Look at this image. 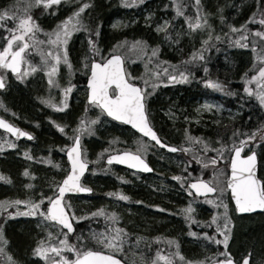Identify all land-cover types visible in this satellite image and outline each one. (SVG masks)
<instances>
[{"label": "rangeland", "instance_id": "374dc122", "mask_svg": "<svg viewBox=\"0 0 264 264\" xmlns=\"http://www.w3.org/2000/svg\"><path fill=\"white\" fill-rule=\"evenodd\" d=\"M40 1H43V3L39 4ZM46 1L25 0L23 5L25 9L33 10L39 5L44 6ZM152 1L110 0L111 8L117 7L127 10L126 14L112 18L109 26L110 32H124L131 29L138 22H141L144 27L155 24L154 15L150 11L152 8L150 10L144 9L142 12L139 11L140 8H144L148 2ZM166 1L167 8L170 7L168 10L172 12V15L168 16L167 13L161 15L158 25L154 28V32L158 36L162 35L161 40H163L161 43L158 42L157 47L133 39H127L115 45L103 46L100 43L101 23L94 24L91 19L95 9L91 0H66L58 6L47 9L46 17L51 18V20H58L56 23L52 22V28L42 26L39 19H34L26 24L21 23L20 27L15 26L17 22H14L7 15L0 19V51L13 39L17 40L15 47L22 45L21 41L23 39L28 42L24 59V71L22 77L20 76V81L34 87L37 92L35 94L37 100L34 101L37 104H47L51 115L43 118L42 123L50 127L49 122L52 123L54 114L57 132L60 133L62 138V143H56L60 146H57L53 156V145L50 144L47 150L40 152L39 149H36L40 153L34 154L32 150H26L21 155V159H13V161L23 162V167L19 168V172L22 174H20L21 178L28 180L26 186H20V184L13 186L9 176L0 171V186H6L13 192V197L0 198V253L3 254V260L0 259V264H22L16 262L6 249L10 244L4 233L9 217L14 219L19 216L31 215L26 210L28 201L24 199V202H21L18 191L37 194L41 197L40 202L35 207L36 210L40 208L41 204L46 206L57 187L55 177L61 173V166L57 163V160L71 145L72 139L77 136L81 138L83 157L85 161L93 164L94 170L91 172L93 175L97 173L115 174V168L104 166L105 170L103 171V166L101 167L100 163L106 155L123 148L122 143L118 138L109 139L107 137L109 130H105L104 127L109 124L105 123L107 121L100 111L89 107L86 102L87 90L83 78L86 79L89 75L92 61L103 62L112 54L121 55L125 61L128 79L132 82L141 83L140 86L143 88L142 91L146 100H150L161 85L170 87L185 84L187 78L184 74L189 70V66H193L192 73H196V66L201 67L198 74L199 78L206 74H212V69L201 66V63L211 53V50L222 49V45L233 49L234 47L247 48L246 44L251 46L262 43L258 49L254 46L251 47L254 59L258 61L252 62V83H254V77L261 72L260 69L264 68V0H239L252 6V14L246 18V21H240V26H235L234 19H232L238 13H227V9L215 12V8L212 7L207 9L205 3L208 0ZM210 1L212 3L213 0ZM225 12L230 16L229 19L226 17ZM46 24L49 25L48 22ZM6 29L14 31V34L7 35L5 32L2 34V31ZM231 38H235L232 48L229 45ZM164 39L167 41L170 39L172 44L178 45L182 43V40H186V45L191 46L193 52L184 62L172 63L165 60L161 57V49L167 46ZM74 41H77L79 52L73 58V54L70 53L69 49ZM167 51L170 53V50ZM261 73H264V71ZM0 75L6 82H9L8 74L0 72ZM245 88H247L246 84ZM252 89L254 98L260 95L257 102H259V107L264 114V86L261 91H258L256 84L252 85ZM111 93H114V91L112 90ZM67 106H71L77 114L72 113L70 110L67 112ZM192 107V114L184 115L183 120L190 125L200 127L202 132H206L207 129L205 130V127L200 125L201 123L217 126L224 124L219 134L212 135L211 141L190 137L186 139L187 143L190 144V149L187 156H185L186 154L183 155L187 161L183 162L182 172L189 170L191 177L206 179L218 191L217 195L211 199L197 201L192 197L193 200L183 204L184 208L181 211L187 224L189 226L194 225L195 230H201L203 226L211 229V232L205 235L199 233L197 235V231H195L194 239L189 242L191 245L198 244L199 247H194L200 248L199 254L202 257L194 261L185 258L180 245L181 241L187 238L186 235H183L181 239L179 236L164 239L154 235L148 238V236L132 234L134 236L132 243L127 238L130 234L125 233L118 227H113L112 231L110 229L104 231V234L99 233L96 229L93 231L84 229L85 232L81 234V239H78L82 250H84L83 246L100 248V250L110 254L122 256L121 258L129 264H156L160 263V259L165 264H207L213 259L226 258L228 254L233 255L230 237L234 222L235 224L238 223V217L225 187L228 161L233 149L237 147L235 144L239 143L237 137L241 138V141L249 142L254 148H258L259 143L264 141V123L263 127H260L257 122L249 125V127L253 126V129L256 130L254 135H250L247 134L248 131H245L246 128L243 129L244 125L236 122V119H239L242 115L241 108L237 110L230 109L215 100L206 98L198 99ZM0 112L11 116L10 110L1 97ZM36 112L40 117L38 109ZM180 115L178 111L171 110L167 113V118L175 122L177 118L181 117ZM252 117L251 115L246 121L252 119ZM22 124L31 129L38 128V131L41 130V123L38 121L29 123L24 120ZM224 128L225 132L223 134L222 130ZM237 128L239 130L236 131ZM241 129L242 131H240ZM102 133L107 145L100 151L97 150L94 157L91 158L88 155L85 139H99ZM201 135H205V133ZM180 141L181 146L179 147L182 150H187V145H182V140ZM123 144L126 143L123 142ZM127 145L130 148L129 151L138 153L145 158L149 154L160 156L158 153L148 150L147 143L127 140ZM19 147L15 143H11L7 135L0 134V157H3L8 150L19 149ZM34 147L36 148V145ZM197 149L201 152L197 153ZM7 157L11 158V156ZM183 157L180 159L164 158L162 162L157 163V166L178 167L184 160ZM24 160L26 161L24 162ZM40 169L49 172L50 178L53 180L45 187L44 195L37 193L38 185L32 175L33 173L35 177L37 174L34 171ZM262 179L264 180V178ZM124 200L127 201V199ZM84 202L83 200L79 204ZM65 205L75 223L80 224L85 220V216L71 207L69 200L65 201ZM37 224L43 230H51V232L47 233V237L38 241L37 245L32 248L31 258L37 260L40 264H68L78 257L80 254L78 247L80 245L68 240L60 228H51L48 223L39 219ZM217 235L219 239L212 240ZM201 237L206 240L199 241ZM57 238L59 244H52ZM166 246H169L171 250L167 251ZM9 250L11 251V249ZM65 251L67 252L66 255L64 254ZM191 252L194 253L196 250L193 249ZM70 254H72V258Z\"/></svg>", "mask_w": 264, "mask_h": 264}, {"label": "trees", "instance_id": "16d2710c", "mask_svg": "<svg viewBox=\"0 0 264 264\" xmlns=\"http://www.w3.org/2000/svg\"><path fill=\"white\" fill-rule=\"evenodd\" d=\"M22 2L23 0H0V19H2L4 15H7L8 17L12 18L14 22H17L15 26L20 27L21 23L26 24L30 21H33L34 19L42 18L40 21L42 26H45V28H52V24L58 21L56 19L51 20V18L46 17L45 6H40L33 10H27L21 4ZM94 3L95 9L91 19L94 24L101 23L102 35L100 43L103 46H107L109 44L115 45L121 41L133 39L147 43L149 46L157 47L158 42L161 43L163 40H161L162 35L158 36L154 32V28L158 25L161 15H164L165 13H167L168 16L172 15V12L168 10L170 7L168 6L169 8H167L166 0H153L152 2H148L144 8H140L139 11L142 12L144 9L150 10L152 8L150 11L154 15L153 19L156 22L155 24L144 27L141 22H138L131 29L124 32H110L109 26L112 22V18L116 17L117 15L126 14L127 10L118 8L119 12H117L116 8H111L112 4L110 0H94ZM205 5L207 9H211L210 7L215 8V12L222 9H227V13H238L236 17L232 18L234 19L233 23L235 26H240V21H246V18L252 14L251 4H246L240 2L239 0H213L212 3L210 0H208ZM227 13L226 17L229 19L230 16H228ZM46 22H48V24L50 22L51 23L47 25ZM4 32L7 35L14 34V31H11L10 29L3 30L2 34ZM234 40L235 38H231L232 42ZM165 41L167 42V46L163 47V50L161 49V57L165 60L171 61L172 63L184 62L193 52V48L189 45H186V40H182L180 45L172 44V40L170 39ZM221 47L225 48L227 46L222 45ZM69 50L70 53L73 54L74 58L77 52H79L77 41L72 43ZM167 50H170V53ZM232 57V60L226 64L225 70H219L218 68L212 69V74L204 76L203 81H213V79L216 78L218 74L228 78L234 77L233 79L225 80L226 83H233L232 86L236 88L235 91L237 93H244V85L238 88V84L240 82L239 74L242 69L243 56L237 55ZM192 67L189 66V70H187L184 74V76L187 78V82L185 84H179L170 87L159 86L155 95L150 99L153 100L150 106L153 110V116L156 119V127L159 128L162 137L170 144H173L177 147L181 146L180 140H182V145H187V150L181 151L179 155L171 156L172 159H180L184 154L187 156L190 149V144L187 143L186 139L189 137L202 138L204 140L211 141L210 138H212V135L219 134L221 132L220 129L224 125L221 124L220 126H217L210 125L209 123H201L200 125L205 127V130L207 129L205 135H201L204 132L199 129L200 127H196L195 125H190L187 122H184L183 116L192 114V105L202 97L200 85L202 79L198 77L201 67L196 66V73H192ZM135 83L141 85L140 82ZM36 93V90L31 85H26L24 83L18 84L14 83V81L11 82L4 92L0 93V97L4 101L5 105L14 114V116H11L13 122L19 124L20 126H23L22 121L24 120L29 123L36 121L41 122V119L36 112L37 104L34 101L37 100L35 97ZM243 96L244 95L241 94L240 97L243 98ZM234 107L243 108L246 110V114L241 116L239 119H236V122L244 125L243 129L246 128L245 131H248L247 134L254 135L256 130L253 129V126L249 127V125H251L253 122H257L260 127H263L264 114L261 112V109L255 100H236ZM171 110L178 111L181 114V117L177 118L175 122L167 118V113L171 112ZM72 111L73 113L75 112V110ZM75 113L77 114V112ZM1 115L4 114L1 113ZM251 115L253 116L252 119L246 121ZM41 124V130L38 133V140L36 142V146L38 147L39 144H41V147L38 148L40 152L47 150V147L50 144L54 145L60 140L59 136L55 131H53L52 128L46 126L42 122ZM238 128L236 131L239 130ZM240 131H242V129ZM224 132L225 128L222 130L223 134ZM109 135H116V133L112 134L109 132ZM100 139L101 140H93L89 142L90 145L93 146L94 150H99L105 145L102 138ZM237 140L238 142H241L242 139L237 137ZM55 147L56 145H54L52 149H55ZM197 150V153L201 152L199 149ZM52 152L55 153V150ZM94 153L93 150H91L90 155H95ZM13 159L15 158H5V161L2 164V169L4 172H7L9 175H11L14 182L17 184L20 173L19 168H21L23 162L13 161ZM183 159L185 160L184 157ZM184 160L180 166L169 168L170 175L168 171L164 169V166L159 167L161 180L159 183H155V193H151L148 188L141 190L136 189V192H134L132 187L125 190L124 193H126L127 196H134H128V205H123L121 203V197L119 196V194L123 193L124 186L119 184L116 185L109 180H103L102 175L98 176V178H94L90 175L86 179L85 183L93 189V194L87 197H77L71 199L72 208L75 209L76 212L86 217L82 223L77 224V232L75 236L73 238H69V240H72L77 245H80V247H78L80 254L86 249L83 245L82 246L84 247V250L81 249V243L78 240L81 239V234L85 232V230L82 229V227L85 225H92L98 232L108 231L109 229L112 231L111 228L113 227L121 228L123 231H125V233L130 234V236L127 237L129 239L128 241L134 240V236L132 234H144V236H148V238L152 237L153 235L155 237H158L159 235H165L167 238H175L179 236L181 239L185 234L182 232L181 228V222L185 218L184 214H181V211L183 210L181 206L186 203L187 200L191 199L186 187V183L192 179L189 174V170L182 172V168L184 166L183 162L187 161ZM57 161L61 166V176L62 173L66 171L67 165L62 155H60V158ZM191 161L193 162V160ZM260 169V176L264 178V148L260 153ZM169 177L170 183L167 184ZM38 178L39 181L37 182V185H42L44 188L50 184V181L53 182V180L48 174L46 175V173L39 174ZM58 178L60 180L62 176ZM3 194H5V192L0 190V196ZM115 196L118 203H110V205L113 207H109L110 211L106 213L102 210L103 206H105V203L100 204V200L103 202L106 197ZM82 200L85 202L79 204V202ZM137 200L141 201V204L144 206L137 207L134 205V202L136 203ZM159 204H163L166 207L165 211L170 212L168 215L169 217L167 214L165 215L159 214L158 212H152L151 209L159 206ZM116 219L119 220V224L114 223ZM32 239L33 237L31 235L30 228L27 225L21 226L18 232H15L14 229L12 230V247L15 249L16 254L23 258V264H36L27 259L28 249L31 247ZM184 240L185 239L182 240V247L186 254L185 258L189 260L192 257L197 256L199 251L192 253L191 251L193 249L196 250V247H192L193 249L190 248L188 241L186 240V243ZM231 245L233 247L234 255L237 258L250 256L251 264H264V214L240 218L236 225Z\"/></svg>", "mask_w": 264, "mask_h": 264}, {"label": "water", "instance_id": "95a60500", "mask_svg": "<svg viewBox=\"0 0 264 264\" xmlns=\"http://www.w3.org/2000/svg\"><path fill=\"white\" fill-rule=\"evenodd\" d=\"M52 0L49 4L58 3ZM19 49L8 61H2L0 66L13 76L22 71V54ZM88 89L87 101L97 104L105 115L117 123L124 124L135 133L141 135L166 152L175 154L179 150L174 146L164 144L157 132L148 121L144 94L140 86L129 82L124 59L120 55H112L105 62L94 61L86 81ZM5 88L0 78V90ZM114 89L115 94H111ZM0 130L9 133L16 140L31 139L21 128L14 127L0 117ZM244 147L235 149L230 158L227 188L230 200L239 216L264 214V187L259 178V162L256 153L243 156ZM69 172L57 190V196L50 202L47 217L49 221L59 225L69 236L75 234L76 228L64 205L67 196L89 195L91 191L81 187V180L86 175L89 164L82 159L80 139L66 152ZM108 165L122 166L132 171L152 174L153 169L139 155L132 152L112 154L105 160ZM190 191L197 197H211L216 190L204 181H193L188 185ZM250 257L243 259L241 264H250ZM72 264H124L120 259L102 252H89L78 258ZM213 264H236L233 260H221Z\"/></svg>", "mask_w": 264, "mask_h": 264}, {"label": "flooded vegetation", "instance_id": "af4514ba", "mask_svg": "<svg viewBox=\"0 0 264 264\" xmlns=\"http://www.w3.org/2000/svg\"><path fill=\"white\" fill-rule=\"evenodd\" d=\"M65 1L66 0H61V3H64ZM91 2L94 3V0H91ZM16 42H17V40L13 39L5 45L3 50L0 52V62H2L4 59H8L11 56L12 52H14L19 47L23 46V44H22V45H18L15 47ZM237 55L243 56V58H242L243 63H242V67H241L242 69H241V72L239 74V79L243 80V85L245 86V84H246V87H247V89L246 88L243 89L244 93H238V97H240L241 94H243L244 96H243L242 100H246L247 97L248 98H254L252 96V91H253L252 85L256 84V88L258 89V91H261L263 86H264V73L260 72L258 75H256L254 77V83H252L253 82V76H252V70H251V67H252V50H250V49L236 50V49H229V48L228 49L211 50V53L204 58L203 62L201 63V66H207L210 69L218 68L219 70H225L226 64H228L229 61L232 60L231 59V58H233L232 56H237ZM2 69H5V68H2ZM208 75L209 74H206L204 76H208ZM204 76L201 77L202 81H201L200 85H201L202 97L200 99L206 98L209 100H215V101L221 103L223 106H226L230 109H234L233 107L235 106V101L237 100L236 99L237 92L235 91L236 88H234L232 86L233 83H231V82L226 83V81H225L227 79H233L234 77L228 78V77H223V76L218 74L216 76V79L213 81H203ZM211 85L214 87L213 89L211 88ZM239 87H242V85L240 83L238 84V88ZM210 90L214 91L215 98H209L208 97L210 95V93H209ZM259 98H260V95L257 98L255 97L254 99L259 100ZM238 100H241V99H238ZM152 102H153V100H145L147 115H148V118L150 120V124H151L152 128L158 133V135L162 139V141L165 142L166 140L162 137L159 128L156 127V119L153 116V110L150 106V104H152ZM36 106H37V109L39 110V113H40L41 122H43V118L49 117L51 115L50 110L47 108L48 107L47 104L44 105V104L38 103ZM92 107H95L96 109H98V107L96 105H92ZM69 110L73 113L71 106H67L66 111L69 112ZM54 118H56V117L53 114L52 123L49 122V126L53 130L56 129V127H57L56 121ZM104 119L107 121L105 123H107L109 125L111 124V126L117 127V130H118L117 138L120 139V142L122 143L121 145L123 147V148H119L120 150L128 151L130 149L127 145V140L130 142L140 141V142L148 144V147H147L148 150L155 152V153H158L160 155V156H157V155L154 156V154H149L146 158L144 157V159L154 169V173L152 175L138 173V172H132V171H129L126 169L124 170V171L130 173V175H133V180H132L133 186L132 187H133L134 192H136V189L141 190V189L148 188L151 191V193H155V191H154L155 190V184L154 183L155 182L159 183L161 180V175L159 174V171H160L159 167L160 166L157 167V163H160L163 161L162 158L165 157L166 153L164 151L160 150L159 148H157L156 145L153 144L152 142L146 140L145 138H143L140 135L136 134L135 132L131 131L129 128H127L123 125L117 124L115 122L113 124V122L112 121L110 122L105 116H104ZM104 128H105V130H107L108 129L107 125ZM23 129L26 130L27 132L31 133L33 135V141L37 142L38 133L40 131V130L38 131V128L31 129V128L25 127ZM105 130H104V133H105ZM123 142H125L126 144L124 145ZM249 145H250L249 142L245 143V150L251 149V147H249ZM40 147H41V144H39V147L36 146L35 149H38ZM258 148H260V149L264 148V141H261L259 143ZM136 154H138V153H136ZM21 167H23V165ZM117 168L119 170H123L120 167H117ZM164 169L167 170L168 173L170 174V170H169V168H167V165L164 166ZM34 172L36 173V171H34ZM5 173H7V172H5ZM32 175H34V174L32 173ZM9 176H10V179L12 181L13 186H17V184H20V186H26L28 180L26 178H21L20 174H19L17 184L14 182L12 176L11 175H9ZM169 178H168V181H170ZM35 179L38 180L37 176H35ZM157 180H159V181H157ZM0 190H3L5 192V194L1 195L0 198H2V197H4V198L13 197V192L10 190V188H8L6 186H0ZM18 194H19V198L21 199V202H24V199L26 201H28V205L26 207L27 208L26 210H28V212L31 215L30 216L29 215H24V216L22 215L23 217L19 216L18 218H14V219L12 217L8 218L9 222H8V225L5 227L4 233L7 237V240L9 242L10 246L9 247L7 246L6 249H8V251L11 253L13 259L16 262L23 264V262H22L23 258L20 257L19 255H17L15 252V249H13V247H12L13 245H12L11 238H12V230L13 229L15 232H18V230L21 228V226L27 225L30 228L31 235L33 237L31 247L28 249V258L27 259H29L30 261H32L36 264H39V263L31 260L33 258L30 257V252H31L32 248L37 245L38 241H41L47 237V233L51 232V230H43L42 228H40L37 224V220L39 218H41V220L48 223V225L51 228H55V226L52 225L51 223L47 222L44 219V215L46 218L47 204H46V206L41 204L39 209H37V210L35 209V207L37 206V203H39L41 200V197H39V195L33 194V193L27 194L26 192H20V191H18ZM136 205H137V207L144 206L141 204V201H139V200H137ZM159 206L166 208L163 204H159ZM38 214H40L41 216ZM85 228L86 229H93L94 227L93 226H86ZM53 239H54V236H53ZM52 244L58 245L59 244L58 238L56 240H54L52 242ZM9 249H11V251ZM0 259L3 260V254H1V253H0Z\"/></svg>", "mask_w": 264, "mask_h": 264}, {"label": "bare ground", "instance_id": "6f19581e", "mask_svg": "<svg viewBox=\"0 0 264 264\" xmlns=\"http://www.w3.org/2000/svg\"><path fill=\"white\" fill-rule=\"evenodd\" d=\"M117 12H119L118 8L116 7ZM16 161V160H15ZM20 164V163H19Z\"/></svg>", "mask_w": 264, "mask_h": 264}]
</instances>
